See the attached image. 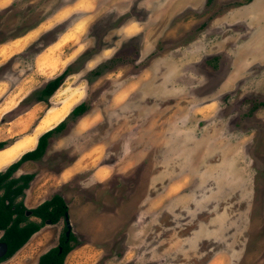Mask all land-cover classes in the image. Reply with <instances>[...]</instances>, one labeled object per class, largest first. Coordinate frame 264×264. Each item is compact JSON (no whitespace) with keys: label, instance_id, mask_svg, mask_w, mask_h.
<instances>
[{"label":"rangeland","instance_id":"1","mask_svg":"<svg viewBox=\"0 0 264 264\" xmlns=\"http://www.w3.org/2000/svg\"><path fill=\"white\" fill-rule=\"evenodd\" d=\"M83 102L15 174L36 175L28 210L64 198L66 264H264V0H0V142L37 143L49 111L55 127ZM65 229L0 264H35Z\"/></svg>","mask_w":264,"mask_h":264},{"label":"trees","instance_id":"2","mask_svg":"<svg viewBox=\"0 0 264 264\" xmlns=\"http://www.w3.org/2000/svg\"><path fill=\"white\" fill-rule=\"evenodd\" d=\"M103 71L104 66L91 71V75L97 78L102 75ZM73 72L72 66H69L62 74L50 80L32 98L33 100L28 104L29 106L26 104V110L41 102L49 105L51 97ZM89 110L90 107L85 102L77 105L62 122L39 137L37 145L33 150L24 153L19 160L12 163L5 170L0 171V231L3 232L0 241L7 243L9 248L7 256L0 259V263L11 259L20 251L43 228L46 221L50 220L52 224H56L61 218H65V215L68 213L69 209L64 198L57 194L31 210L32 215L37 217L40 222L31 221L25 216V212L28 209L24 200L26 191L30 188L36 175L23 174L15 177V174L23 164L41 161L47 153L50 139L64 131L70 120L75 121ZM10 145L9 141L0 142V151L8 148ZM72 239H74L73 234L70 235V240L66 239L65 234L61 236L60 244L41 255L37 264H65L67 255L74 249L70 244Z\"/></svg>","mask_w":264,"mask_h":264},{"label":"bare ground","instance_id":"3","mask_svg":"<svg viewBox=\"0 0 264 264\" xmlns=\"http://www.w3.org/2000/svg\"><path fill=\"white\" fill-rule=\"evenodd\" d=\"M65 113L66 112L64 109H61L60 111H49L47 116L41 121V123H39L38 127L36 128L35 135L37 136L38 134L42 133L43 131L50 129L52 126L57 124V122L60 121L65 116ZM35 143H36L35 137H33V138L29 137V138H25L23 140H20L16 144L6 148L7 150L4 149L5 151L8 152V156L5 159L0 160V169L1 168L4 169L10 163L12 164L13 162L19 160L20 155L22 153L28 151V150L33 149L35 146ZM2 152H4V151H2Z\"/></svg>","mask_w":264,"mask_h":264},{"label":"crops","instance_id":"4","mask_svg":"<svg viewBox=\"0 0 264 264\" xmlns=\"http://www.w3.org/2000/svg\"><path fill=\"white\" fill-rule=\"evenodd\" d=\"M40 123V122H39ZM38 126V125H37ZM56 127V126H55ZM37 127H35V129H36ZM54 127H52V128H50V129H53ZM49 129V130H50ZM49 130H47V131H49ZM47 131H45V132H47ZM45 132H43L42 134H44ZM41 134V135H42ZM40 135V136H41ZM39 136V137H40ZM39 137H38V139H39ZM25 138V137H24ZM24 138H22V139H20V140H23ZM38 139H37V142H38ZM36 145H37V143H36ZM36 147V146H35ZM34 147V148H35ZM33 148V149H34ZM33 149H31V150H33ZM7 150V149H6ZM31 150H29V151H31ZM2 151H5V150H2ZM2 151H0V152H2ZM26 152H28V151H26ZM26 152H24V153H26ZM24 153H22L21 155H20V157L24 154ZM20 157H19V159H20ZM16 162V161H15ZM14 163V162H13ZM34 163H36V162H27V163H25V164H23L21 167H20V169L18 170V172H23L24 170H26V168H28V167H30V165H32V164H34ZM9 165H11V163L9 164ZM9 165H7L4 169H2V170H0V171H3V170H5L6 168H8L9 167ZM81 166H80V164L78 165V163L77 164H75V166L74 167H72V168H70L69 170H67L65 173H67V177H69L70 175H76L77 173H79L80 171H82L81 170V168H80ZM24 174H27L26 172H24ZM28 174H31V173H28ZM33 174V173H32ZM21 175H23V174H21ZM69 175V176H68ZM95 175H96V177H100V176H104L105 177V170H104V168L103 169H101V170H97L96 172H95ZM16 177V176H15ZM105 182V181H104ZM29 190V189H28ZM28 190L26 191V195H27V192H28ZM24 202H25V200H24ZM44 203V202H43ZM42 203H40V204H38L35 208H37L38 206H40ZM68 215H69V212H68ZM70 219V218H69ZM42 230V229H41ZM40 230V231H41ZM39 231V232H40ZM38 232V233H39ZM3 233V232H2ZM38 233H36V234H38ZM35 234V235H36ZM34 235V236H35ZM33 236V237H34ZM29 243V242H28ZM27 243V244H28ZM26 244V245H27ZM25 245V246H26ZM24 246V247H25ZM23 247V248H24ZM22 248V249H23ZM22 249L20 250V251H22ZM20 251H18L12 258H14L18 253H20ZM49 251V250H48ZM75 251V248L69 253V254H71V253H73ZM44 253H46V252H44ZM44 253H42L41 255H43ZM68 254V255H69ZM68 255H67V257H68ZM11 258V259H12ZM39 258H40V256H39ZM39 258L36 260V262H35V264H37L38 263V261H39ZM11 259H9V260H11ZM9 260H7V261H9ZM67 261H68V258H67ZM65 262H66V260H65ZM66 264V263H65Z\"/></svg>","mask_w":264,"mask_h":264},{"label":"water","instance_id":"5","mask_svg":"<svg viewBox=\"0 0 264 264\" xmlns=\"http://www.w3.org/2000/svg\"><path fill=\"white\" fill-rule=\"evenodd\" d=\"M25 216L27 218H30L32 217V211L31 210H27L25 212ZM64 221H65V226H66V229H67V232H66V237L69 238L70 237V234L72 233V226H71V223H70V219H69V215L68 213L65 215V218H64ZM46 225H52V222L50 220L46 221ZM8 245L7 243L5 242H0V259H3L7 256L8 254Z\"/></svg>","mask_w":264,"mask_h":264},{"label":"flooded vegetation","instance_id":"6","mask_svg":"<svg viewBox=\"0 0 264 264\" xmlns=\"http://www.w3.org/2000/svg\"><path fill=\"white\" fill-rule=\"evenodd\" d=\"M65 227H66V226H65ZM66 232H67V229H66ZM66 232H65V236H66ZM70 235H71V234H70ZM0 239H1V238H0ZM66 239H67V240H70V237H69V238L66 237ZM0 242H2V241H0ZM59 244H60V240H59ZM59 244H58V245H59Z\"/></svg>","mask_w":264,"mask_h":264}]
</instances>
